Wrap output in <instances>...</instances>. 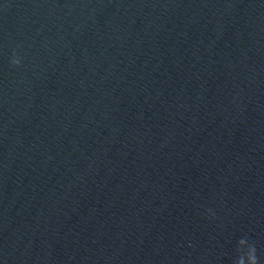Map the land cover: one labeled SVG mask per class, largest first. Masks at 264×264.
<instances>
[{"label":"water","instance_id":"obj_1","mask_svg":"<svg viewBox=\"0 0 264 264\" xmlns=\"http://www.w3.org/2000/svg\"><path fill=\"white\" fill-rule=\"evenodd\" d=\"M240 239L264 264V0H0V264Z\"/></svg>","mask_w":264,"mask_h":264},{"label":"clouds","instance_id":"obj_2","mask_svg":"<svg viewBox=\"0 0 264 264\" xmlns=\"http://www.w3.org/2000/svg\"><path fill=\"white\" fill-rule=\"evenodd\" d=\"M12 65L16 66L20 63L19 59L14 58L11 61ZM237 255L234 259V264H257L255 249L251 245L246 246V240L240 239L236 249Z\"/></svg>","mask_w":264,"mask_h":264}]
</instances>
